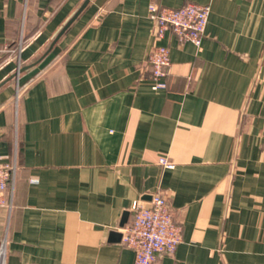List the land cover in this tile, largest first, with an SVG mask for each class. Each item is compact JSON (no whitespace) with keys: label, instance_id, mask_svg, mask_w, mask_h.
I'll return each instance as SVG.
<instances>
[{"label":"crops","instance_id":"obj_1","mask_svg":"<svg viewBox=\"0 0 264 264\" xmlns=\"http://www.w3.org/2000/svg\"><path fill=\"white\" fill-rule=\"evenodd\" d=\"M190 1L212 8L202 44L159 39L149 4ZM82 2L0 0V81ZM16 90H0L7 264H135L117 234L158 190L183 231L156 264H264V0H92Z\"/></svg>","mask_w":264,"mask_h":264},{"label":"built area","instance_id":"obj_2","mask_svg":"<svg viewBox=\"0 0 264 264\" xmlns=\"http://www.w3.org/2000/svg\"><path fill=\"white\" fill-rule=\"evenodd\" d=\"M211 6L187 2L180 7H169L157 2L149 4L151 18L156 23V33L163 39L171 31L181 42L191 41L200 46L209 23ZM151 79L155 89L168 86L167 76L171 65L170 47L158 44L149 55ZM20 91V90H19ZM167 168L175 166L166 157L160 159ZM17 163L3 161L0 156V209L11 206L6 197L10 183H15ZM133 220L122 228L123 242L134 249L135 264H156L164 254H174L182 241V225L173 215L171 204L165 194L152 193L148 204L135 200L131 207ZM5 241L0 245V264H7Z\"/></svg>","mask_w":264,"mask_h":264},{"label":"water","instance_id":"obj_3","mask_svg":"<svg viewBox=\"0 0 264 264\" xmlns=\"http://www.w3.org/2000/svg\"><path fill=\"white\" fill-rule=\"evenodd\" d=\"M92 0H83V2L77 7V9L70 15L67 21L62 25V27L58 30L56 35L52 37L49 41L48 45L45 46L41 52H39L35 57L32 58L29 62H19L18 65L11 71V73L5 77L2 81H0V90L6 87L7 85L14 83L19 90L20 86V78L21 76L37 66L42 60L46 57L47 54L51 52L59 39L68 31V29L73 25V23L80 17V15L87 9ZM126 220V215L123 219L122 225H124ZM117 235L122 236V233Z\"/></svg>","mask_w":264,"mask_h":264},{"label":"rangeland","instance_id":"obj_4","mask_svg":"<svg viewBox=\"0 0 264 264\" xmlns=\"http://www.w3.org/2000/svg\"><path fill=\"white\" fill-rule=\"evenodd\" d=\"M17 90H18V89H17ZM17 90H16V93H17L16 95H19V92H20V91L18 90V92H17Z\"/></svg>","mask_w":264,"mask_h":264}]
</instances>
